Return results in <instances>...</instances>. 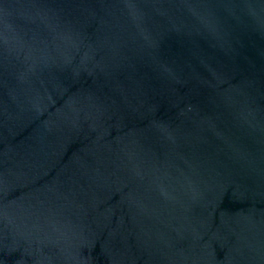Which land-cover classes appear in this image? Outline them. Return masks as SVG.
<instances>
[{
	"label": "water",
	"instance_id": "95a60500",
	"mask_svg": "<svg viewBox=\"0 0 264 264\" xmlns=\"http://www.w3.org/2000/svg\"><path fill=\"white\" fill-rule=\"evenodd\" d=\"M0 264H264V0H0Z\"/></svg>",
	"mask_w": 264,
	"mask_h": 264
}]
</instances>
